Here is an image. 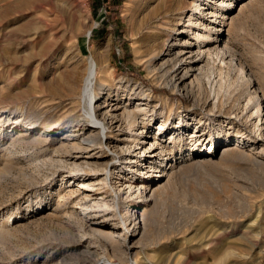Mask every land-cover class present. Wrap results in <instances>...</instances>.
Listing matches in <instances>:
<instances>
[{
    "label": "rangeland",
    "instance_id": "374dc122",
    "mask_svg": "<svg viewBox=\"0 0 264 264\" xmlns=\"http://www.w3.org/2000/svg\"><path fill=\"white\" fill-rule=\"evenodd\" d=\"M207 1L0 0V264H264V0Z\"/></svg>",
    "mask_w": 264,
    "mask_h": 264
},
{
    "label": "bare ground",
    "instance_id": "6f19581e",
    "mask_svg": "<svg viewBox=\"0 0 264 264\" xmlns=\"http://www.w3.org/2000/svg\"><path fill=\"white\" fill-rule=\"evenodd\" d=\"M15 3H17V2H15ZM17 4H19V3H17ZM205 5H206V3L205 4H198V5H195V6H197L196 8L200 11L201 16H203V18H207V20H208V17H212V15L210 16L209 13H211V12H207L206 11L208 8H205L204 7ZM244 5L245 4H243V6ZM246 5H247V3H246ZM17 6H19V5H17ZM223 18H225V16ZM217 22L220 23V21H217L216 19L210 20V24L209 25H211V27L208 25L206 27V30L209 29V32H210L211 29H214L216 27V26H212V25H215ZM217 30L218 31H222V28H219ZM196 38H197V42L199 43V45H196V47H197V54L198 55H201V54L205 55L204 53H206L208 55H211L212 54V51H211L212 49L210 47L208 48V45L209 44L206 46L205 50H202L201 49L202 48V45L205 44V42L210 43V42H213L214 41V38H212V36L210 35V33L209 34H204V33L197 34V37ZM218 50H217L216 54L218 56L220 55L222 58H225L227 55L228 56L231 55V49H230L229 45H227V44H225L222 49H220L219 51ZM99 54L100 53H97V56L98 57H99ZM182 62H183V59H179V57H178L176 59V61L173 62V64H171V67H169L168 69L165 66L164 67H161V69L158 71V73H160V76H163V77L165 76L169 80V83L171 85L177 86L180 81L183 82L185 80V78H186L185 75H181V76L179 75V69L182 66ZM103 72H106V71H104L103 67L100 65V60L99 59L92 58L90 60V62H89V67H88V70L86 72V75L84 76V78L82 80V87H81L80 95H79L81 101H83L81 103L84 104L83 106L86 109L87 119H89L92 123H94L93 125H95V128L98 129L97 130L98 131V134L96 133L97 134L96 138H87V139H85V141H88L89 143H94V144L98 140H100L101 142H103V138H104V135H105L104 134V129L107 126L106 117L103 116L102 113H100V110L98 109V105L97 106L95 105L99 101V99L101 98L99 95H100L101 90L103 89L102 88V81L105 78L102 75ZM103 85L109 87L110 83H109V81H105L103 83ZM147 96L149 98L151 95L148 94ZM140 105H142V104H138V106L135 108L134 111H130V110L127 109L125 111V113L128 114V118L130 120V123L132 124L131 126H136L137 123L138 124L140 123V125H142V127L144 129H146V128L151 127V125H152V123L149 121L151 117H148L149 116L148 115V111L145 108L141 107ZM260 108L261 107L259 105V109ZM140 117H141V120L139 121ZM254 129L257 130V132L260 131V128L257 125H254ZM143 132H144V130L141 131V132H139V133L141 134ZM157 138H158L157 135H154L155 143L151 147V149H153V151H152V153H153L152 154L153 155L152 158H155V159H159L163 155V153H165L168 150H171L172 151V149L168 148V146H166V144H162V143L159 142L160 140H156ZM160 138H161V136H160ZM169 140H170V143L171 142L172 143H181V141H182L181 139H177L175 136H173L172 133L170 134ZM230 146L232 147V145L225 146L224 147L225 148L224 151H226V152L229 151L231 149ZM233 146H235V148L239 147L240 146V142L237 143L236 145H233ZM208 147H206L204 149H199L196 152V154L194 155V157H202V154L206 153L205 150L209 149ZM157 149L160 150V153H157L156 154L155 153V150H157ZM214 151H215V149H213L211 151V153H213ZM157 161L158 160H155L154 161V165H156ZM147 177L148 176L143 177L146 182H148V180H150ZM155 181H158V179H155ZM82 185L84 186V188H85V186L86 187H89L87 183L86 184L85 183H82ZM121 219H122L123 222H126V219L125 218L122 217ZM110 234L112 235L114 233H110ZM119 252H122V254L125 253L121 249L119 250Z\"/></svg>",
    "mask_w": 264,
    "mask_h": 264
}]
</instances>
